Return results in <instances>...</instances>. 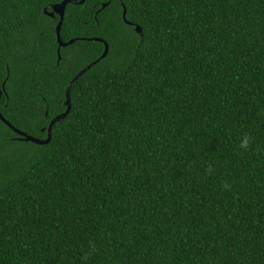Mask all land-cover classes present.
I'll return each mask as SVG.
<instances>
[{
  "label": "trees",
  "instance_id": "obj_1",
  "mask_svg": "<svg viewBox=\"0 0 264 264\" xmlns=\"http://www.w3.org/2000/svg\"><path fill=\"white\" fill-rule=\"evenodd\" d=\"M61 1L0 0L16 129L46 140L97 62L48 145L0 119V264H264V0H86L58 54Z\"/></svg>",
  "mask_w": 264,
  "mask_h": 264
},
{
  "label": "water",
  "instance_id": "obj_2",
  "mask_svg": "<svg viewBox=\"0 0 264 264\" xmlns=\"http://www.w3.org/2000/svg\"><path fill=\"white\" fill-rule=\"evenodd\" d=\"M86 2V0H81V1H77V0H65L64 2H62L61 4L55 5L52 7V9L54 10V14L57 13L60 15L61 17V21L57 27V36H58V42L60 45V48L62 47H67L69 44H72L74 41H71L70 43H63V41L61 40V30H62V26H63V20H64V16H65V12H66V8L69 4H77V5H83ZM108 4H105L103 6L102 9H105L107 7ZM123 17H124V21L126 24L128 25H132L128 20H127V9L126 7H124V13H123ZM126 17V19H125ZM136 32L140 35H142V30L139 26L136 27ZM95 41L101 42L105 44V52L103 54V56L101 57L100 60L104 59L108 53H109V45L108 43L104 42L102 39H95ZM97 63V62H96ZM96 63H94L93 65H95ZM89 66L88 68H86L84 71H82L80 74H78L68 85L67 87V91H66V106H67V111L59 116H57V123L61 122L62 120H64L68 114L70 113L71 109H72V103L69 100V97L71 95V89L74 87V85L86 74L87 71H89L91 69V67L93 66ZM4 87V86H3ZM5 92V89L2 88L0 89V100L1 97L3 96V93ZM71 103V109L69 110V104ZM0 119L7 125L9 126L17 135H19L21 137L22 141L25 142H32L34 144L37 145H48L51 142L52 139V131H53V125L52 123H50L49 127L47 129H44L43 131H47L48 133V137L46 140H41V139H36L34 137H31L29 135H27L26 133H23L22 131L16 129L9 121H7L3 115L1 114L0 111ZM56 123V124H57ZM55 124V125H56Z\"/></svg>",
  "mask_w": 264,
  "mask_h": 264
},
{
  "label": "flooded vegetation",
  "instance_id": "obj_3",
  "mask_svg": "<svg viewBox=\"0 0 264 264\" xmlns=\"http://www.w3.org/2000/svg\"><path fill=\"white\" fill-rule=\"evenodd\" d=\"M64 1H65V0H62L61 2H57V3H55V4L48 5V6H46V7L44 8V10H43L45 16H47L49 19H51V20L53 21L50 25H51V29H53V30L56 32V35H57V27H58V25H59V23H60V21H61V17H60V15L57 14V13L54 14V10L52 9V7L55 6V5L61 4V3L64 2ZM74 1H75V0H74ZM69 5H75V3H73V4H69ZM69 5H68V6H69ZM101 5H102V8H103V6L105 5V3H102ZM68 6H67V8H66L65 16H66V14H67ZM102 8H101V9H102ZM65 16H64V20H65ZM64 20H63V22H64ZM42 34H43V33H42ZM32 37L34 38V34L29 33V34H28V38L32 39V40H31V45H33V49H36L38 46L40 47V42H39V40H37V41H36V40H33ZM61 40L63 41V43H70L71 41H74L72 44H69L67 47H62V49H68V48H70V46L75 45V37L71 38V39L68 40V41H65V40L62 39V38H61ZM57 44H58L57 53L59 54V50H60L59 47H60V45H59V42H58V36H57ZM74 58H75V56H74ZM3 95H4V93H3ZM5 95H6V94H5ZM1 98H2V97H1Z\"/></svg>",
  "mask_w": 264,
  "mask_h": 264
},
{
  "label": "snow or ice",
  "instance_id": "obj_4",
  "mask_svg": "<svg viewBox=\"0 0 264 264\" xmlns=\"http://www.w3.org/2000/svg\"><path fill=\"white\" fill-rule=\"evenodd\" d=\"M109 2L113 4L114 10L118 8L119 0H109ZM137 41H138V37L132 31L131 27L126 26L123 23H121L119 32L117 36L114 38V46L116 44H124V43L132 44V43H136ZM69 100L71 101V95L69 97ZM49 108L51 109V106H49ZM70 109H71V103L69 104V110ZM49 116H50L52 125L55 126V124L57 123V117L52 116L51 111L49 112Z\"/></svg>",
  "mask_w": 264,
  "mask_h": 264
},
{
  "label": "clouds",
  "instance_id": "obj_5",
  "mask_svg": "<svg viewBox=\"0 0 264 264\" xmlns=\"http://www.w3.org/2000/svg\"><path fill=\"white\" fill-rule=\"evenodd\" d=\"M251 143H252V138L249 137V136H245L242 139V141H241V143H240L239 146H240L241 149L247 150L249 148V146H250ZM211 171H212V168L209 167V172H211Z\"/></svg>",
  "mask_w": 264,
  "mask_h": 264
}]
</instances>
